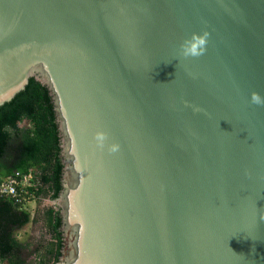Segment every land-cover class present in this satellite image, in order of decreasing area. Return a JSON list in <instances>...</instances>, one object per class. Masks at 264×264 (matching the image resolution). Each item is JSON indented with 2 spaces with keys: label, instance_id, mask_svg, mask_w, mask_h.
I'll use <instances>...</instances> for the list:
<instances>
[{
  "label": "water",
  "instance_id": "water-1",
  "mask_svg": "<svg viewBox=\"0 0 264 264\" xmlns=\"http://www.w3.org/2000/svg\"><path fill=\"white\" fill-rule=\"evenodd\" d=\"M31 79L57 128L56 264H264V0H0V108Z\"/></svg>",
  "mask_w": 264,
  "mask_h": 264
},
{
  "label": "trees",
  "instance_id": "trees-1",
  "mask_svg": "<svg viewBox=\"0 0 264 264\" xmlns=\"http://www.w3.org/2000/svg\"><path fill=\"white\" fill-rule=\"evenodd\" d=\"M54 113L46 88L33 79L26 89L0 108V180L14 172L36 171L37 198H57L61 165ZM38 169V171L36 170ZM30 191H34L33 188ZM52 242L41 246L37 264H56L61 248L58 212H43ZM30 214L21 202L0 197V264H28L30 245L16 239V232L29 224ZM38 252V251H37Z\"/></svg>",
  "mask_w": 264,
  "mask_h": 264
},
{
  "label": "rangeland",
  "instance_id": "rangeland-1",
  "mask_svg": "<svg viewBox=\"0 0 264 264\" xmlns=\"http://www.w3.org/2000/svg\"><path fill=\"white\" fill-rule=\"evenodd\" d=\"M36 170L38 171V169ZM52 207L53 201L48 196L37 198L34 195L29 201L24 203V209L30 214V222L16 232V239L30 245L28 264H37L40 258L39 255L44 256L45 254L44 248H41V246L53 240L51 233L44 227L45 221L43 217V212Z\"/></svg>",
  "mask_w": 264,
  "mask_h": 264
},
{
  "label": "built area",
  "instance_id": "built-area-1",
  "mask_svg": "<svg viewBox=\"0 0 264 264\" xmlns=\"http://www.w3.org/2000/svg\"><path fill=\"white\" fill-rule=\"evenodd\" d=\"M36 171L29 170L27 174L14 172L12 175L0 180V197L15 199L24 203L34 195L39 183L35 182ZM33 188V192L30 189ZM36 196V195H35ZM49 199L50 196L48 195ZM51 200V199H50Z\"/></svg>",
  "mask_w": 264,
  "mask_h": 264
},
{
  "label": "clouds",
  "instance_id": "clouds-1",
  "mask_svg": "<svg viewBox=\"0 0 264 264\" xmlns=\"http://www.w3.org/2000/svg\"><path fill=\"white\" fill-rule=\"evenodd\" d=\"M209 33L203 32L200 34L192 33L191 36L185 39L179 46V55L183 58H198L206 51ZM251 103L256 105L264 104V99L256 93H251ZM105 138L104 133H97L96 139L103 141Z\"/></svg>",
  "mask_w": 264,
  "mask_h": 264
}]
</instances>
